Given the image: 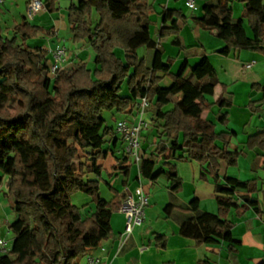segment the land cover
<instances>
[{"label": "trees", "instance_id": "obj_1", "mask_svg": "<svg viewBox=\"0 0 264 264\" xmlns=\"http://www.w3.org/2000/svg\"><path fill=\"white\" fill-rule=\"evenodd\" d=\"M232 1L206 3L202 17L188 18L181 9H166L160 39L174 37L172 45L186 50L180 38V19L222 41L225 46L217 52L222 57L236 51L264 56V0H238L245 6L240 19L234 18ZM57 2L47 0L45 10L57 13ZM149 2H72L68 8L71 41L90 44L95 68L79 61L55 77L50 72L48 51L28 45L40 34L53 36L54 30L33 26L25 19L12 36H5L0 26V181L9 178L6 198L15 215L8 226L14 235L12 248L0 255V264H80L81 257L92 254L109 239L112 217L125 194L108 184L113 199L105 201L100 196L101 163L110 156L105 147L107 138L115 133L105 114H132L143 98L153 106L151 128L156 129L157 151L167 162V170L156 172V158L142 155L141 178L155 182L166 177L174 199L183 190L176 163L197 162L201 165L200 179L206 182L211 176L214 180L218 214L201 211L195 197L180 208L168 204L166 215L177 209L187 213L180 234L197 246L227 242L228 253L235 254L242 245L230 235L234 225L228 217L233 209L238 216L245 214L251 205L250 195L260 190L256 180L243 183L226 177L221 182L220 161L237 167L243 151L233 147L234 133H219L217 125L204 118L214 107L233 106L226 99L227 86L205 52L194 67L185 61L178 73H172L176 60L163 62L164 52L151 33L153 7ZM245 20L252 37L247 34ZM141 48L154 53L151 65L139 57ZM116 49H121L125 58H119ZM159 74L170 79L168 87L160 85ZM127 80L129 95L124 96L122 87ZM218 88L219 98L209 101ZM252 89L263 94L260 102L250 105L256 113L264 107V85L256 84ZM217 122L227 125L228 115L220 114ZM246 148L264 153V132L250 136ZM122 164L126 165L123 176L128 177L131 165L127 156ZM240 189L248 193L242 206L234 200ZM77 193L92 197L96 205L86 218L72 203ZM255 211L264 219V200ZM161 239L165 247V238L157 236V241Z\"/></svg>", "mask_w": 264, "mask_h": 264}, {"label": "crops", "instance_id": "obj_2", "mask_svg": "<svg viewBox=\"0 0 264 264\" xmlns=\"http://www.w3.org/2000/svg\"><path fill=\"white\" fill-rule=\"evenodd\" d=\"M30 1L23 0L22 4H20L19 0H4L3 3H0V26L5 36H12L14 29L25 19L33 26H38L45 30H54L53 36L47 37L45 34H40L37 39L28 42V45L33 49L43 48L47 50L51 61L52 54L50 50L55 49L58 45L66 46L67 41L71 40L68 24V8L72 2H77L76 0H67L69 3L62 8L61 2L63 0H58L56 6L59 8V11L57 13L51 14L44 10L35 18L30 19L27 16ZM41 1L44 3L47 0ZM214 1L199 0V9L191 13V16L202 17L203 11L200 12V9L203 10L206 3ZM237 1L233 0L231 7L234 18L240 19L245 6L241 3L239 4ZM149 3L153 7V14L151 16L152 36L156 40L155 33L158 34L160 42L156 41L159 44L162 40L165 41L163 46L160 45L163 49L165 48L163 51V62L166 63L167 58L176 60L172 72L176 73L179 71L185 61L188 62L190 68L194 67L205 52L216 68L221 83L227 86L228 93L226 99L232 102L233 106L229 109L214 107L211 112L205 114L208 118H205L206 120L217 125V132L234 133L235 137L232 140L233 147H237L243 151L237 167H229L226 162L220 161L218 173L221 182L224 183L223 180L226 177L239 180L243 183L256 180L260 191L259 193L250 195L251 205L245 214L238 216L234 209L229 214L228 220L234 225L230 235L232 238L242 242V245L237 247V253H228L229 243L227 242H221L216 245L197 246L194 240L184 238L180 234L181 224L188 218V214L177 209L168 216L164 209L171 203L180 208V206L187 205L197 197L200 200L201 211L217 215L218 206L215 200V183L213 178L208 176L206 182L202 181L200 179V164L197 162L182 163L188 164V167L192 171V184L187 185V181L181 173L182 165L180 162H177L178 172L183 180V190L172 199L168 190L170 183L166 177H162L155 182L142 179L139 166L135 165L130 159V174L128 177H125L122 171L126 167L125 164H122V160L126 156L124 152L125 144L115 132L113 136L107 138L108 143L105 147L110 152V156L107 161L101 163L105 172L112 177L108 183L120 194H124L126 188L135 191L138 187L142 186L150 199V205L146 210L144 224L135 229L134 233L123 246H121V235L124 232L126 220L122 213L119 211L115 212L111 222L113 234L92 254L82 257L79 263L90 264L89 258H93L100 260L98 264H198L203 261H208L210 264H261L264 262V219L260 218L255 210L264 200V153L260 149L248 150L246 143L250 136L264 132V107L256 113L252 112L250 108L251 104L258 103L263 98V94L253 90L252 86L256 84L264 85V56L257 53L236 51L228 58L222 57L217 54L225 46L222 41L212 37L208 32L202 33L200 28L187 27L186 23L182 24L180 19L177 22L181 28L180 38L182 46L185 49L199 48V52L192 56L191 53L188 52V55V53L182 52L179 48H177L178 51L176 52V50L169 48L172 46L174 37L161 40L160 29L164 23L163 13L166 9H181L183 10V14L189 18L188 14L190 13L186 9L185 0H150ZM188 24L190 25V22ZM169 25L170 23L167 24V26ZM244 26L248 36L252 37L246 20L244 21ZM63 30L65 32L64 35H62ZM167 49H170L176 55L167 57L165 55L168 52ZM69 50L72 51V58L69 60V66L68 64L66 66L70 67L79 61L86 62V60L89 62L87 63L88 66H90L94 54L91 53L92 50L88 42L73 43L72 48ZM115 53L119 58L123 57L122 50L116 49ZM153 59L154 54L152 55L151 64ZM252 62L255 64L252 68L247 69L245 66ZM235 65H238L241 69L238 73L234 70L236 69ZM159 76L162 77L161 86L167 83L166 86L162 87H168L171 84L169 78L164 77L163 74H159ZM128 95V93L125 94V96ZM220 95L221 89L218 88L216 96L208 99L214 102ZM135 114L136 108L132 114H120L121 118L118 120L115 113H110V116L117 123L120 120L134 117ZM220 114L228 115L229 123L227 125H220L217 122ZM158 142L156 129L150 128L142 138L141 152L146 158L154 156L157 159L156 172L160 170L166 171L167 162L159 157V152L157 151ZM8 181V177H4L0 181V200L6 199L5 204L10 209V201L6 198ZM1 182L3 185H1ZM187 189L188 192H186ZM247 194L245 190H237L234 197L235 202L239 206H242L244 203L243 197ZM112 199L113 196L110 198V201ZM14 219H7L6 226L8 227ZM157 236L165 238V247L161 246L163 239L157 241ZM0 239L6 241L2 235ZM13 240L14 235L11 243Z\"/></svg>", "mask_w": 264, "mask_h": 264}, {"label": "built area", "instance_id": "obj_3", "mask_svg": "<svg viewBox=\"0 0 264 264\" xmlns=\"http://www.w3.org/2000/svg\"><path fill=\"white\" fill-rule=\"evenodd\" d=\"M4 0H0L3 3ZM199 0H185L186 9L192 13L199 9ZM45 10L43 1L31 0L28 5L27 16L30 19L35 18L40 12ZM70 50L65 45H58L55 49L50 50L52 54L51 75L55 77L67 64ZM255 63H249L245 67L252 68ZM151 103L147 98L139 101L136 107L134 117L120 120L116 123L115 132L125 144V155L135 164L140 166L141 163V144L143 136L151 128V120L148 116ZM125 199L121 203L119 212L125 216V229L121 235V246L125 244L128 238L134 233L135 229L144 224L146 210L150 205V199L142 186L135 191L130 188L125 189ZM12 243L0 239V255H6L10 252ZM99 259L89 258L90 264H98Z\"/></svg>", "mask_w": 264, "mask_h": 264}, {"label": "rangeland", "instance_id": "obj_4", "mask_svg": "<svg viewBox=\"0 0 264 264\" xmlns=\"http://www.w3.org/2000/svg\"><path fill=\"white\" fill-rule=\"evenodd\" d=\"M22 1L23 0H19V3L20 4H22ZM69 1H71V0H69ZM69 1L67 2V0H63L62 2H61V7L63 8L65 5H67V3H69ZM76 2H78V0H76ZM238 2V1H237ZM239 3V2H238ZM238 3H235V4H238ZM235 4H233V5H235ZM240 4V3H239ZM190 14H188L189 15V17L191 18L192 16H191V13L192 12H190V11H188ZM200 12H202V10L200 9ZM182 24H183V22H182ZM186 25H187V27H194V25L192 24V23H190V25L188 24V23H186ZM190 27V28H191ZM201 30V29H200ZM201 32L202 33H205L204 31H202L201 30ZM65 34V32H64V30L62 31V35H64ZM156 34V40L157 41H159V38H158V34L157 33H155ZM71 39V38H70ZM160 42V41H159ZM163 44H165V41L164 40H162L161 41V43H160V45L161 46H163ZM72 45H73V42L71 41V40H68L67 41V44H66V47L68 48V49H71L72 48ZM171 46V45H170ZM175 46H171V47H169V48H172V50H176V52L178 51V47H176V48H174ZM78 48V47H77ZM162 49H163V47H161ZM180 49V48H179ZM121 50V49H120ZM165 50V48L163 49V51ZM181 50V49H180ZM167 53H165V55L168 57V56H171V57H173V56H175L176 54L174 53V52H172V51H170V49H167ZM91 52V51H90ZM182 52H184V53H191V56L192 55H196V54H198V52H199V48H191V49H186V50H184V51H182ZM69 53H71V55L69 54V56H68V61H67V64H68V66H69V60H70V58H72L71 56H72V51H70ZM91 53H93V51L91 52ZM189 53H188V55H189ZM94 54V53H93ZM138 54H139V57L140 58H145L146 60H147V63H148V65H150L151 64V59H152V55L154 54L153 52H150V51H148L147 49H145V48H141V49H139V51H138ZM122 58H125V56H124V53H123V57ZM94 60H95V55H93V61L91 62V64H90V69H92V70H94V68H95V66H94ZM168 61V58H167V60H166V62ZM86 63H89L87 60H86ZM68 66H66V68L68 67ZM174 66V65H173ZM173 66H172V68H173ZM235 68L236 69H234L235 71H237V73L241 70L240 69V67L238 66V65H235ZM171 71H172V69H171ZM173 73V72H172ZM176 73H178V71L176 72ZM167 85V83H164L162 86H166ZM128 80L127 81H125L124 82V84H123V87H122V95H124L125 96V94L126 93H128L129 94V90H128ZM116 114V116H117V120L119 119V118H121V116H120V114H118V113H115ZM152 114H153V106H151L150 107V111H149V113H148V116L149 117H151L152 116ZM106 116V118H107V122H108V125L110 126V127H114L115 126V124H116V121L115 120H113L112 118V116H110V113H107V114H105ZM119 115V116H118ZM204 116H206V117H204V118H206V119H208L207 118V115H204ZM142 145V144H141ZM141 154H142V152H141ZM157 160V159H156ZM181 173L183 174V177H184V179H186V181H187V185H191L192 184V171H191V169L188 167L189 165L188 164H182L181 163ZM180 177H182V176H180ZM92 179H95V176H92L91 177ZM112 179V177L111 176H109L106 172H105V170H104V172H103V176H102V179H101V182H100V196H101V198L103 199V200H105V201H110V198H112V196H113V194H112V192L110 191V188L108 187V181L109 180H111ZM115 180V179H114ZM6 181V180H5ZM5 181H4V184H5ZM1 185H3L2 184V182H1ZM189 190H190V186H189ZM186 192H188V189L186 190ZM7 200L6 199H1L0 200V236L2 235L3 236V238L6 240V242L8 243V245H10L11 244V241H12V238H13V233H11L9 230H8V227L6 226V220L8 219V220H12V219H14V213L11 211V208L9 209V207H7V205L5 204V202H6ZM72 203H73V205H75L76 207H78L79 209H80V212H81V214H82V216L84 217V218H86V217H88V216H90L94 211H95V208H96V205H95V203H93V199H92V197H90V196H87V195H85V194H83V193H77V194H75V195H73L72 196ZM91 205H92V208H91ZM10 232V233H9ZM82 259V257L79 259V262H80V260Z\"/></svg>", "mask_w": 264, "mask_h": 264}]
</instances>
